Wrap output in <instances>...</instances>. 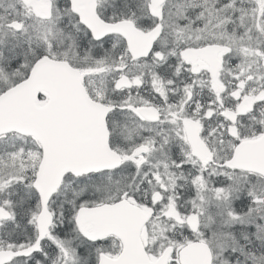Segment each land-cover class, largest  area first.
<instances>
[{"label": "snow or ice", "instance_id": "obj_1", "mask_svg": "<svg viewBox=\"0 0 264 264\" xmlns=\"http://www.w3.org/2000/svg\"><path fill=\"white\" fill-rule=\"evenodd\" d=\"M0 264H264V0H0Z\"/></svg>", "mask_w": 264, "mask_h": 264}]
</instances>
